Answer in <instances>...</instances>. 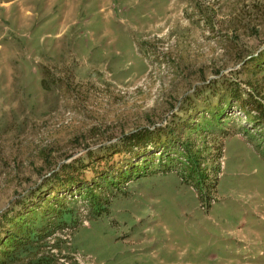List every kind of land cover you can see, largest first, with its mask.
<instances>
[{"label": "rangeland", "instance_id": "obj_1", "mask_svg": "<svg viewBox=\"0 0 264 264\" xmlns=\"http://www.w3.org/2000/svg\"><path fill=\"white\" fill-rule=\"evenodd\" d=\"M264 264V0H0V264Z\"/></svg>", "mask_w": 264, "mask_h": 264}, {"label": "trees", "instance_id": "obj_2", "mask_svg": "<svg viewBox=\"0 0 264 264\" xmlns=\"http://www.w3.org/2000/svg\"><path fill=\"white\" fill-rule=\"evenodd\" d=\"M28 264V263H27Z\"/></svg>", "mask_w": 264, "mask_h": 264}]
</instances>
